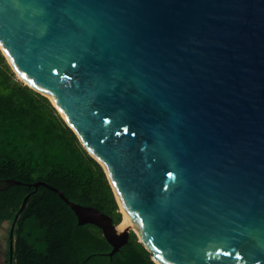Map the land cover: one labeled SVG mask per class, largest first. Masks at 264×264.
<instances>
[{
	"label": "water",
	"instance_id": "water-1",
	"mask_svg": "<svg viewBox=\"0 0 264 264\" xmlns=\"http://www.w3.org/2000/svg\"><path fill=\"white\" fill-rule=\"evenodd\" d=\"M0 52L130 216L118 229L34 185L109 256L133 231L156 264H264V0H0Z\"/></svg>",
	"mask_w": 264,
	"mask_h": 264
},
{
	"label": "trees",
	"instance_id": "trees-1",
	"mask_svg": "<svg viewBox=\"0 0 264 264\" xmlns=\"http://www.w3.org/2000/svg\"><path fill=\"white\" fill-rule=\"evenodd\" d=\"M0 228L13 230L12 264H156L133 231L116 253L102 230L79 225L69 201L94 207L120 224L122 213L102 166L83 148L50 100L25 85L0 52ZM8 232V241H9ZM7 241V243H8ZM9 251L6 252L8 264Z\"/></svg>",
	"mask_w": 264,
	"mask_h": 264
},
{
	"label": "rangeland",
	"instance_id": "rangeland-1",
	"mask_svg": "<svg viewBox=\"0 0 264 264\" xmlns=\"http://www.w3.org/2000/svg\"><path fill=\"white\" fill-rule=\"evenodd\" d=\"M8 232H9V223L4 222L2 227L0 228V264H6V252L8 249V243H7Z\"/></svg>",
	"mask_w": 264,
	"mask_h": 264
},
{
	"label": "bare ground",
	"instance_id": "bare-ground-1",
	"mask_svg": "<svg viewBox=\"0 0 264 264\" xmlns=\"http://www.w3.org/2000/svg\"><path fill=\"white\" fill-rule=\"evenodd\" d=\"M119 208L121 210V213H122L123 218L121 220V224L118 227V229L121 228V227H123V226H126V225H131V218H130V216L127 214V212L123 209L122 206H120Z\"/></svg>",
	"mask_w": 264,
	"mask_h": 264
}]
</instances>
